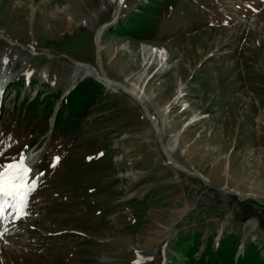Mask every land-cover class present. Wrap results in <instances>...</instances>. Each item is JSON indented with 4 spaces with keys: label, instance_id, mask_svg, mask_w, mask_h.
I'll use <instances>...</instances> for the list:
<instances>
[{
    "label": "rangeland",
    "instance_id": "374dc122",
    "mask_svg": "<svg viewBox=\"0 0 264 264\" xmlns=\"http://www.w3.org/2000/svg\"><path fill=\"white\" fill-rule=\"evenodd\" d=\"M241 1L168 0L147 41L107 34L146 0H0V79L20 83L1 96L0 164L13 145L39 152L0 264H170L193 235L194 258L210 236L264 255V0H244L249 19ZM81 78L101 94L66 138L44 104L20 107Z\"/></svg>",
    "mask_w": 264,
    "mask_h": 264
},
{
    "label": "trees",
    "instance_id": "16d2710c",
    "mask_svg": "<svg viewBox=\"0 0 264 264\" xmlns=\"http://www.w3.org/2000/svg\"><path fill=\"white\" fill-rule=\"evenodd\" d=\"M171 9L168 0H146V3L137 7L132 14L120 17L113 26L107 29V34L132 40L152 41L157 38V22L169 15ZM97 94H101L100 86L93 81L77 84L59 102L54 118V130L59 135L75 130L78 120L87 115L88 107ZM59 96L60 93L56 91L40 99L36 97L29 102L28 107L35 103L44 104L40 111L51 112ZM206 241L207 244L202 254L194 258L202 242H200V236L193 235L177 239L175 248L178 256L173 257L170 264H264V255L258 253L253 243L243 245L242 255H237L239 242L236 239L223 236L216 246L212 243L211 236Z\"/></svg>",
    "mask_w": 264,
    "mask_h": 264
},
{
    "label": "snow or ice",
    "instance_id": "6c2138e0",
    "mask_svg": "<svg viewBox=\"0 0 264 264\" xmlns=\"http://www.w3.org/2000/svg\"><path fill=\"white\" fill-rule=\"evenodd\" d=\"M32 173L33 168L27 163L23 153L11 162L0 165V219L3 217L5 205L16 209L14 215L17 219L23 218L28 198L37 183L36 179H29Z\"/></svg>",
    "mask_w": 264,
    "mask_h": 264
},
{
    "label": "bare ground",
    "instance_id": "6f19581e",
    "mask_svg": "<svg viewBox=\"0 0 264 264\" xmlns=\"http://www.w3.org/2000/svg\"><path fill=\"white\" fill-rule=\"evenodd\" d=\"M101 32H102V30H100L99 31V33H98V35H100L101 34ZM98 39V38H97ZM97 43H98V41H97ZM99 50H101V48L99 47ZM75 64H78V66H75L74 65V67L77 69V71L78 72H82L83 74H84V77H92V78H94L96 81H98V82H102V83H104V84H106V86L109 88V89H124L123 88V86H120L119 84H116L115 82H113V81H111V80H109V79H107L106 77H104V76H101L100 75V73H99V71L97 70V69H95L94 67L92 68V66H89V65H84V64H79V63H75ZM133 99H135V100H137L136 102H137V104H139V102H138V99L137 98H134L133 97ZM140 105V104H139ZM147 113V112H146ZM148 117H150V115L147 113L146 114ZM145 115V116H146ZM156 128L158 129H156V131L157 132H159L160 131V129L158 128V126H156ZM27 153V152H26ZM25 153V154H26ZM39 154V152H32V153H29V154H27V155H25L26 156V161H27V163L28 164H30V165H32V164H34V161H36V158H37V155ZM166 155L167 156H165V157H167V161L171 164V166L174 168V169H176V170H179L180 171V169H181V171H183V169L182 168H179V167H177L172 161H169L168 160V152H166ZM185 172H187V171H185ZM188 173V172H187ZM191 174V173H190ZM31 176H32V174H31ZM31 176H29V179H31ZM196 178H197V176H195ZM199 178V177H198ZM200 179V178H199ZM10 207H8L7 205H5V210H4V214H5V217L7 218V215H6V212H9L10 211ZM17 219V218H16ZM4 222H6V220L4 221ZM6 230H7V228H6ZM166 232L168 233L169 232V228L166 230ZM4 233V232H3ZM2 233V234H3Z\"/></svg>",
    "mask_w": 264,
    "mask_h": 264
},
{
    "label": "water",
    "instance_id": "95a60500",
    "mask_svg": "<svg viewBox=\"0 0 264 264\" xmlns=\"http://www.w3.org/2000/svg\"><path fill=\"white\" fill-rule=\"evenodd\" d=\"M119 3H121V0H119ZM118 11H119V8L117 9V13H118ZM117 13H116L114 19L117 17ZM107 26H108V25H104V26L102 27V30L105 29ZM139 104H140V105H139ZM139 104H137V105H139L140 107H142L141 103H139ZM143 112H144L145 115L147 114L146 111L143 110ZM145 115H144V116H145ZM145 117H146V119H147L151 124H153L154 127H156V124L152 121V119H150V117H148L147 115H146Z\"/></svg>",
    "mask_w": 264,
    "mask_h": 264
}]
</instances>
